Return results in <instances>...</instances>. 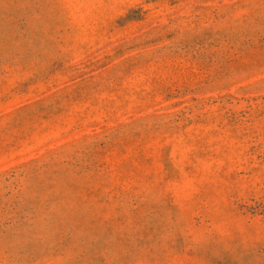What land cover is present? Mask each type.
<instances>
[{"label": "rangeland", "instance_id": "rangeland-1", "mask_svg": "<svg viewBox=\"0 0 264 264\" xmlns=\"http://www.w3.org/2000/svg\"><path fill=\"white\" fill-rule=\"evenodd\" d=\"M0 264H264V0H0Z\"/></svg>", "mask_w": 264, "mask_h": 264}]
</instances>
